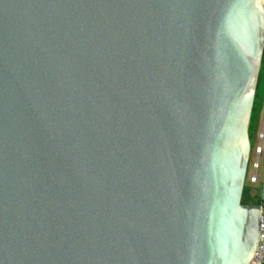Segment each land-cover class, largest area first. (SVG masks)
I'll return each instance as SVG.
<instances>
[{
    "label": "water",
    "instance_id": "95a60500",
    "mask_svg": "<svg viewBox=\"0 0 264 264\" xmlns=\"http://www.w3.org/2000/svg\"><path fill=\"white\" fill-rule=\"evenodd\" d=\"M264 0H0V264H247Z\"/></svg>",
    "mask_w": 264,
    "mask_h": 264
},
{
    "label": "rangeland",
    "instance_id": "374dc122",
    "mask_svg": "<svg viewBox=\"0 0 264 264\" xmlns=\"http://www.w3.org/2000/svg\"><path fill=\"white\" fill-rule=\"evenodd\" d=\"M260 67H261L260 70L261 74H260L259 90L254 105V110L252 111V118L249 127L250 142H251L250 157H249L250 161L248 162L246 178L243 188L244 195H246L249 198V200L254 202H259V193L257 192L258 184L249 182L248 175L251 172V161L255 157L256 147L259 139V133L264 119V61ZM262 166H263V156L260 158L259 171H262Z\"/></svg>",
    "mask_w": 264,
    "mask_h": 264
},
{
    "label": "built area",
    "instance_id": "2783aa9c",
    "mask_svg": "<svg viewBox=\"0 0 264 264\" xmlns=\"http://www.w3.org/2000/svg\"><path fill=\"white\" fill-rule=\"evenodd\" d=\"M264 119L259 133V139L256 147L255 157L251 161V172L248 180L251 183H257L259 193L260 213H259V238L252 258L247 264H264ZM263 156L262 171H259L260 158ZM250 157V155H249ZM250 160H248L249 162ZM248 167V166H247ZM254 202V201H253Z\"/></svg>",
    "mask_w": 264,
    "mask_h": 264
},
{
    "label": "trees",
    "instance_id": "16d2710c",
    "mask_svg": "<svg viewBox=\"0 0 264 264\" xmlns=\"http://www.w3.org/2000/svg\"><path fill=\"white\" fill-rule=\"evenodd\" d=\"M263 61H264V56H263V58L261 60V65H262ZM260 70H261V67L259 69V75H258V81H257V86H256V92H255V97H254V103H253L252 111L254 110V105H255L256 98H257V95H258V90H259V82H260V74H261ZM251 118H252V113H251ZM250 121H251V119H250ZM249 127H250V124H249ZM242 201L243 202H253V201L249 200V198L246 195H244V190L242 192Z\"/></svg>",
    "mask_w": 264,
    "mask_h": 264
}]
</instances>
